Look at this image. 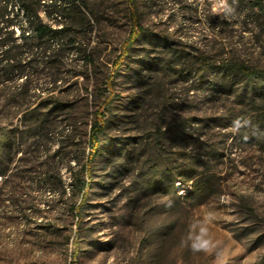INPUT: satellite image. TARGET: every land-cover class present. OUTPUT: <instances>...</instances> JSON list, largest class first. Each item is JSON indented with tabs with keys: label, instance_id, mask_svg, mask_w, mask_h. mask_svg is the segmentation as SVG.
I'll list each match as a JSON object with an SVG mask.
<instances>
[{
	"label": "rangeland",
	"instance_id": "1",
	"mask_svg": "<svg viewBox=\"0 0 264 264\" xmlns=\"http://www.w3.org/2000/svg\"><path fill=\"white\" fill-rule=\"evenodd\" d=\"M87 2L100 61L90 80L73 77L80 63L65 67L55 95L72 107L25 125L0 92V264H264V95L239 97L203 64L167 67L148 43L110 91L128 0ZM246 3L139 0L142 22L193 60L200 48L264 70V18ZM97 114L104 133L87 169Z\"/></svg>",
	"mask_w": 264,
	"mask_h": 264
},
{
	"label": "trees",
	"instance_id": "2",
	"mask_svg": "<svg viewBox=\"0 0 264 264\" xmlns=\"http://www.w3.org/2000/svg\"><path fill=\"white\" fill-rule=\"evenodd\" d=\"M232 1L239 5L246 1L247 10L255 11L258 20L264 18L263 0ZM128 10L130 32L122 43L120 54L110 62L113 75L107 80L110 91L114 88L115 74L120 73L127 60L134 56L132 50L137 44L148 43L166 51L167 67L203 64L204 73L212 71L222 79L231 80L230 89L237 88L235 91L239 97L248 98L253 103L264 95L263 69L237 57L212 56L210 50L202 51L200 48L196 50L200 60H193L189 54L174 49L173 42L167 36L159 35L142 22L139 0H128ZM95 18L87 0H0V92L9 91L7 95L12 99L7 104L23 111V124H48L49 117L54 113L72 107L61 96L55 95L58 82L64 81V75H70L65 67H76L80 63L82 71L75 72L73 77L82 76L86 80H90L92 71H97L100 56L96 55L95 48L98 43L93 46L91 39ZM141 65L143 69L154 70L158 61L142 62ZM186 70L191 72L188 68L182 69L183 72ZM20 79L23 82L18 84ZM32 80L37 84H31ZM42 80L45 82L38 83ZM206 84L212 91H218L223 86L209 81ZM31 90L44 94L39 101L31 102L28 100L32 96ZM41 110L46 111L45 117L39 114L32 116V119L27 118ZM98 117L97 114L91 124L87 169L100 154L104 124ZM6 172V169H2L1 180ZM9 184L10 181H4L5 186ZM86 185L82 180L79 187L82 199Z\"/></svg>",
	"mask_w": 264,
	"mask_h": 264
},
{
	"label": "built area",
	"instance_id": "3",
	"mask_svg": "<svg viewBox=\"0 0 264 264\" xmlns=\"http://www.w3.org/2000/svg\"><path fill=\"white\" fill-rule=\"evenodd\" d=\"M0 181H1V177H0Z\"/></svg>",
	"mask_w": 264,
	"mask_h": 264
}]
</instances>
